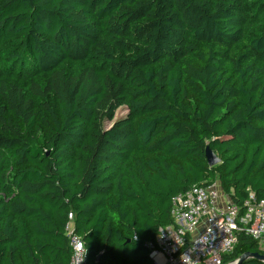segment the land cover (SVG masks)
<instances>
[{"label": "trees", "instance_id": "trees-1", "mask_svg": "<svg viewBox=\"0 0 264 264\" xmlns=\"http://www.w3.org/2000/svg\"><path fill=\"white\" fill-rule=\"evenodd\" d=\"M257 53L264 0H0V264H70L71 213L86 264H153L192 186L264 200Z\"/></svg>", "mask_w": 264, "mask_h": 264}, {"label": "built area", "instance_id": "built-area-1", "mask_svg": "<svg viewBox=\"0 0 264 264\" xmlns=\"http://www.w3.org/2000/svg\"><path fill=\"white\" fill-rule=\"evenodd\" d=\"M171 217L172 224L161 228L156 242L148 245L153 264H223L242 234L264 252V200L251 188L239 203L235 193L224 192L218 181L192 186L174 197ZM66 236L72 251L70 264H86L85 244L75 233L73 213Z\"/></svg>", "mask_w": 264, "mask_h": 264}, {"label": "water", "instance_id": "water-1", "mask_svg": "<svg viewBox=\"0 0 264 264\" xmlns=\"http://www.w3.org/2000/svg\"><path fill=\"white\" fill-rule=\"evenodd\" d=\"M206 158L210 167H215L221 164V159L210 147L206 148ZM249 261H258L264 264V255L260 253H245L233 264H245Z\"/></svg>", "mask_w": 264, "mask_h": 264}, {"label": "rangeland", "instance_id": "rangeland-1", "mask_svg": "<svg viewBox=\"0 0 264 264\" xmlns=\"http://www.w3.org/2000/svg\"><path fill=\"white\" fill-rule=\"evenodd\" d=\"M247 15L245 16V22L249 21L252 24H255L257 15L255 13V10L248 9L246 10ZM257 64L263 66L264 65V53H257L255 54ZM127 114L126 108H121L116 113V119H119ZM112 124H107L108 127H110Z\"/></svg>", "mask_w": 264, "mask_h": 264}]
</instances>
